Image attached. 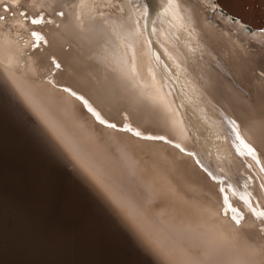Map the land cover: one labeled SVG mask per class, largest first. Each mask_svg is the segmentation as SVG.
I'll return each mask as SVG.
<instances>
[{"label": "snow or ice", "instance_id": "1", "mask_svg": "<svg viewBox=\"0 0 264 264\" xmlns=\"http://www.w3.org/2000/svg\"><path fill=\"white\" fill-rule=\"evenodd\" d=\"M0 264H264V0H0Z\"/></svg>", "mask_w": 264, "mask_h": 264}]
</instances>
